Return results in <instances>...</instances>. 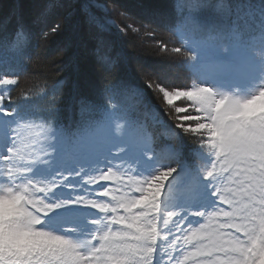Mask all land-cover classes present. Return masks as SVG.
Returning <instances> with one entry per match:
<instances>
[{
  "label": "snow or ice",
  "instance_id": "6c2138e0",
  "mask_svg": "<svg viewBox=\"0 0 264 264\" xmlns=\"http://www.w3.org/2000/svg\"><path fill=\"white\" fill-rule=\"evenodd\" d=\"M63 27L56 23L51 32L59 33ZM21 34L27 39H19ZM16 35V39H0V53L6 52L19 59L26 55L31 43V33L22 20ZM102 47L99 45L96 49V61L106 71H114L117 62L103 52ZM172 51L180 53L182 50L177 47ZM187 58L195 59L191 55ZM209 71L212 75L222 76L227 69L216 66ZM18 76L17 68L0 55V116L15 117L12 121L0 119V183L24 182L34 188L37 199L71 202L61 209L64 213L58 218L61 222L81 223L85 217L98 220L99 224L85 227L79 233H66L87 243L86 251L80 257L81 264H95L99 255L107 251L109 245L101 241H108L109 236L101 234V227L109 228V217H113L111 236L118 241L110 245L112 248L134 251L137 241L150 237L151 247L142 264H179L173 253L181 251V240L190 244L193 237L196 243L192 247L196 252L191 255L200 257L197 264H264V227L256 228L253 224L264 211V186L257 183L254 166H238L228 158L225 149L226 139L244 144L252 135L247 125L255 126L258 122L228 124L231 117H223L219 127L228 130V137H222L217 131L216 118L210 120L205 111L207 94L215 95L213 88L193 84L190 90L180 91L175 87L168 90L159 83L148 85L155 86L169 106L181 98L190 102V107L174 108L179 121L176 127L202 138L200 153L204 162L199 165V175L208 182L206 187L211 188V195L215 192L212 196L229 209L207 215L209 208L215 209L217 201L201 200L198 181L177 176L175 162L181 156L179 140L173 137L169 143L157 147L144 126L131 116L128 108L118 103L127 95L142 99L140 90L131 87L127 81L114 82L104 89L110 105L104 108L86 96H76L74 102L81 114L94 111L98 116L72 130L61 124L58 112L50 114L55 118L54 125L48 117L45 118L47 126L37 125L31 121L34 113L26 109L18 111L19 105L6 104L12 91L10 86L18 84ZM261 92L264 87L257 89V93ZM205 148L207 153L203 151ZM129 172L132 175H128ZM170 177L172 183L167 185L165 192V182ZM110 184L115 186L110 187ZM177 197L183 201L180 209L185 215H181V219L187 214L201 219L207 216L208 223L201 224L192 236L174 234V229L183 234L179 221L169 226L178 215L173 210L176 206L169 201ZM82 205L84 209L96 211H84L79 207ZM102 206L111 211H105ZM194 207L197 210H193ZM145 217H155V222L150 230L141 231L133 221ZM166 218L168 223L165 224ZM214 219L218 221L215 224L212 223ZM113 225L118 227L113 228ZM93 232L97 233V239H93ZM169 236L172 239H168Z\"/></svg>",
  "mask_w": 264,
  "mask_h": 264
},
{
  "label": "rangeland",
  "instance_id": "374dc122",
  "mask_svg": "<svg viewBox=\"0 0 264 264\" xmlns=\"http://www.w3.org/2000/svg\"><path fill=\"white\" fill-rule=\"evenodd\" d=\"M5 1H9L11 6L13 0H0V11L4 9V7L6 8V6H8L6 5ZM37 1L38 0H20L19 11L22 14H26L28 4L31 8H34L33 10L39 8L40 1L43 2L44 0H40L38 2ZM50 1H54L55 4L61 3L63 7L64 5H69V9H67L68 14L72 16V19L77 18L81 20V15L79 13L77 14L76 12L77 3H75L73 0L71 2L70 0ZM84 1L90 4L96 11V13L101 16V18H107V23L115 28L118 37H120L124 43H127V40L132 42L133 46L135 47V50L137 47L140 46V39L135 37L136 33L138 34V37H140V35L143 36V39H147L149 34V39L151 38V40L152 35L155 34V39L161 40L164 44V46H162V49L160 50V53L164 54L162 55L164 59H167L168 57L180 59V63H178L182 69L184 66L182 64V60L185 61V63L187 64L188 72H184L183 70L179 69V67L178 70H174L173 72L165 66L158 64V62L156 61H149L141 58H136V55L138 53L136 51L135 53L133 52L132 55L130 54L128 59L130 60L132 66H135V68L137 67L138 69L141 68V71L147 77L150 76L151 79L154 81L152 82L153 85L159 83L162 86H165L168 90H172L173 87H175L176 90L185 91L190 90L192 85L195 84L198 86L211 87L214 90L219 91H235L239 92L242 96H246L253 90L257 89L260 86L261 82L264 81V6L259 3H256V1L254 0H230L233 9L227 8L225 12V7H223V10H221L219 7L216 10H212L207 16V18L204 20H199L200 18L198 15L197 17H195L190 13L189 16L186 15L182 17L179 27H188L187 30H185V35L187 37L186 43L187 46L190 47L191 50L196 52L197 54L198 74L196 75V77L195 66L194 64H192V59H188V56L184 55L183 51H181L180 53L173 52L172 49L175 47L172 46V43L169 40L167 41L165 38L159 37L158 34L160 33V31L157 27L151 25V30H148L149 27H145V30H139L138 32H135V30H131L133 25H143L144 21L139 19V17L134 19L133 16H129L130 18H127L122 15L120 11L116 10L118 5L117 2L114 3L113 0H110L111 4H108V0ZM143 2L144 0H138V3L135 4V6H137V9L135 8V11H137L141 16L145 14L140 10V6L144 5ZM121 3H124L123 6L125 7L131 5V2H129L128 0H123L121 1ZM10 6H8L6 9L10 8ZM48 8L49 6L47 7V9ZM40 11L41 8L40 10L38 9L36 15H38ZM237 11L253 12L254 17H244L241 13H237ZM225 14H228L226 19H224ZM47 16L50 17L49 24L46 28L49 30L55 24V21L52 20L53 17L57 16V11H54L53 13H48ZM215 16H218V18L215 20L207 21L208 18ZM72 19L69 23H67V21L65 20L66 23H64V27H67L66 31L60 32L61 37L60 35L59 37H57V51L60 55H63L67 52H75V61L77 62L76 65L81 66V76L84 78L85 76H87L88 71H90L91 69H96L97 65L99 64L97 63L95 58L89 53L88 44L91 42L90 39H92V34H89L91 33V31L86 29V26H84L83 22L80 21L76 37H73L72 33L69 34L68 31L70 30L73 24ZM48 32L50 33L51 31ZM130 32H132V35L129 34ZM51 34L54 33L51 32ZM136 40H139V43H137ZM68 44H70L71 46L68 48H64ZM170 44L172 47L170 46ZM156 45H160V43ZM74 46L77 47L75 50ZM144 48L148 49L149 51H152L153 54L156 53V50L154 51L152 44H148L147 46L144 45ZM109 52L108 54L111 56V58L114 61L117 60L118 67L115 68V71H118L117 73L122 72L126 63L125 50H121V47L116 45L115 47L109 48ZM155 55L156 54H154L153 56L154 59L158 57L157 55ZM173 65H177L176 61H174ZM216 66H220L227 69V72L222 76L210 74L209 70ZM185 73H188L189 76V80L187 82H185V79L187 78L186 76H184ZM77 80H79V78H77ZM80 81L83 80L80 79ZM139 84L145 88H148V90H150L149 94L152 97L156 98V100L158 101L157 108L153 107V113L150 114L152 109H148V105L144 106L143 104V106H139L138 103L140 99L136 102L137 98L134 95H127L122 100H119L118 103H121L123 106L128 108L131 116L135 120H137L141 125H144L148 120V123L151 124V126L149 124L147 125L153 128L157 134L160 133V130H164L163 132L166 136H160L159 138L156 137L157 147L170 142L171 137L174 134L172 125L174 126V128L184 133L187 140H192L196 142L197 144H195L191 148H188L192 149V152L189 151V160L191 161H181L180 159H178L175 162V166H177L178 168L177 176L182 177L185 180L187 178L188 180L196 179L200 186L199 192L201 200L217 201L215 209L209 208L207 210V215H211L213 211L219 212L220 209L228 211L229 209L227 205L220 203L217 197H213L211 195V188L206 187L208 185V182L203 180V178L199 175V165L200 163L204 162L201 158L200 153V144L202 142V138L194 134L184 132L181 128L176 127L179 121L176 119L177 114L175 113L174 108L177 106L190 107V102H188L185 98H181L179 100L174 101V104L169 106L164 101L163 94L160 93L155 86H144L142 82H140ZM67 95L68 94L66 92L65 96ZM40 96H42V94ZM70 96L71 95L69 94L66 97V101H63V110L61 113L60 122L64 127L75 130L77 128H74L73 125L76 123V113L71 102ZM9 102V98L6 99L5 103ZM55 102H57V100H55ZM39 105L40 99H37L35 104L33 105L34 109L30 108L31 110L28 111L34 113L39 108ZM154 105L156 104H153V106ZM55 108L56 110L59 109L58 107ZM159 114H161L162 117H165L167 115L166 117L168 118V120H170V122H166L168 120H166L165 122L170 125L168 126V128L172 130L171 135H168L167 131L164 129L166 128V125L163 119L159 117ZM0 119H3L5 121H12L15 119V117L0 116ZM31 121L37 125L45 124V118L39 116L36 117L35 114L31 117ZM65 121L71 122L70 126L64 124ZM50 122L53 123V125L55 124V120L50 119ZM83 125L84 123L78 122V128L82 127ZM45 126L47 125L45 124ZM155 127L159 129H156ZM183 147L184 146L181 145V153L182 151H184ZM203 151L207 153L208 150L205 148ZM128 175H132V173L129 172ZM126 178L127 177H125V179ZM165 183L166 188L164 191L167 192V185L172 183V178L170 177ZM224 183L227 184L228 182L225 180ZM114 186V184H110V187ZM169 203L176 206V208L173 210L178 213V215L175 216L172 221H170L169 226H171L175 221H179L180 225L183 227L184 230L182 234L179 230L174 229V234L176 236H182L184 234L192 236L193 231L199 229L201 224L208 223L207 216L206 218L201 219L199 217L192 216L191 214H187L185 216V219H181V215H185L184 212L180 209L183 206V201L181 198L177 197L175 199H172L169 201ZM79 207L81 209H84V206ZM193 210H197L196 207H194ZM84 211L96 210L84 209ZM97 215L103 214L97 213ZM197 220H199V223H195V221ZM188 221H193L194 223H188ZM217 222L218 221L215 219L212 221L213 224ZM117 227L118 226L113 225V228ZM168 239H172V236H169ZM158 243H161V241H158ZM195 243V237H193L192 243L190 244H184L183 240L179 242L181 251L173 253V256L175 258H178L179 264H197V261L200 259V257L198 255H191V253L196 252V249L192 247V244ZM186 256L188 257L187 259H185ZM157 259H159V256L157 257ZM167 259V256H165L164 260L167 261Z\"/></svg>",
  "mask_w": 264,
  "mask_h": 264
},
{
  "label": "trees",
  "instance_id": "16d2710c",
  "mask_svg": "<svg viewBox=\"0 0 264 264\" xmlns=\"http://www.w3.org/2000/svg\"><path fill=\"white\" fill-rule=\"evenodd\" d=\"M71 1L72 0H70V2ZM73 1L77 3L76 12L77 14L79 13L81 15V20L77 18L72 19V16L68 14L67 10L69 9V5H65L63 7L61 3L55 4L54 1H40V7L35 10H33L34 8H31L28 4L26 14H22L19 11L20 0H13L11 6L9 1H5L6 5L10 6V8L6 9L8 7L6 6V8L4 7V9L0 11V39H4L6 37L16 39L18 23L21 20L25 28L31 33V43L27 48L26 55L23 58L15 59L6 52L0 53V55H2L6 61L12 63L19 71V76L16 77L18 79V84L10 86L12 91L9 95V103L12 106L19 105L18 111H23L24 109L31 110L30 108L34 109L33 105L35 104L36 100L40 99L39 108L35 111L36 113L34 112V114L39 117H48L49 119L55 120V118L51 117L50 114L53 112H58L59 120H61L63 101H66V97L70 94V99L76 113V123L73 125V127L78 128V122L85 124L87 121L96 119L98 113L93 111L81 114L78 105L74 102L75 97L78 95L86 96L96 105L104 108V106H109L107 103V98L104 94V89L114 82L123 80L127 81L131 87L142 92V99H140L138 103L139 106H143V104L144 106L148 105V109H152L150 114L153 113V107L157 108L158 101L149 94L150 90H148V88L141 86L139 83L142 82L144 86H148L154 81L149 79V77H147L141 71V68L138 69L137 67L135 68V66H132L130 60L128 59L129 55H132V53H135L136 51L138 52L136 58L156 61L158 64L165 66L173 72L174 70H178V67L184 72H188L185 61L182 60V64L184 65L182 69L179 65L180 59L170 57L164 59V57H162L164 54L160 53V50L164 44L161 40L155 39V34L152 35L151 40V38L149 39V34L147 39H143V36L140 35V37H138V34L136 33L135 37L140 39V41H136L137 43L140 42V46L135 50L132 42L127 40V43H124L123 40L118 37L115 28L107 23V18H101V16L96 13L90 4L86 3L84 0ZM121 1L123 0H113L114 3L117 2L118 4L116 10L120 11L121 14L127 18H130L129 16H133L134 19L139 17V19L144 21L143 25L132 24L133 27L131 26V30L138 32L139 30H145V27H149L148 30H151V25H154V27H157L160 31L158 34L159 37L165 38L167 41L169 40L172 43V46L175 48H181L184 55L186 56L193 55L190 52L191 50L189 51L184 47L185 45L183 40L179 35L181 30L179 24L182 20V17L186 16L187 13H190L195 17L198 15L200 18L199 20H204L212 10H216L219 7L221 10H223V7H225V12L227 8L233 9L230 0H144V5L140 6V10L145 14L141 16L137 11H135V8L137 9L135 4L138 3V0H128L131 2V5L126 7L123 6L124 3H121ZM254 1L264 6V0ZM108 4H111L110 0H108ZM49 5H52V7L47 9ZM40 8L41 11L38 13V15H36L38 9L40 10ZM54 11H57V16L53 17L52 20L55 21V24L61 23L64 25L66 21L69 23L72 19L73 24L68 32L69 34L72 33L73 37H76V33H78L80 21L83 22L84 26H86V29L91 31L89 34H92V39H90L91 42L88 44V49L89 53L94 58L96 49L99 45L103 46L101 50L107 54L109 52V48L115 47L116 45L120 46L121 50H125L126 63L124 70L120 73H117L118 71L115 70L109 72L106 71L101 65L100 66L102 68L97 65L96 69H91L88 71L87 76L83 78L81 76V66L76 65L77 62L75 61V52L73 53L72 51L60 55L57 51L58 45L56 41L59 35L61 37L60 32L51 34V32H48L51 31V29H46L50 20V17L47 16V14L53 13ZM237 13H241L244 17H254L253 12L250 11H237ZM227 16L228 14H225L224 19H226ZM90 18L94 19L90 20ZM217 18L218 16L211 17L208 18L207 21L215 20ZM66 28L67 27H63L61 32L66 31ZM129 34L132 35V32ZM19 39L23 41L26 40L27 37L21 34ZM158 43H160V45H156ZM148 44H152L154 51L156 50V53H154L158 56L157 58L155 57L156 59H154V54L152 51L144 48V45L147 46ZM76 48L77 47L74 46V50ZM174 61L177 63L176 66L173 65ZM192 64H194L193 59ZM184 76L187 77L185 79V82H187L189 80L188 73H185ZM77 78H79V80H77ZM80 79L83 81H80ZM58 81H64V83L58 85ZM57 89H59V91H57ZM66 92L68 94L67 96H65ZM41 94L42 96H40ZM55 100H57V102H55ZM138 100L139 99H137L136 102ZM153 104L156 105L153 106ZM55 107H58L59 109L56 110ZM166 116L162 117V115L159 114V117H162L161 119H163L164 122L168 120ZM147 122L149 121L147 120L145 124H147ZM166 122H170V120ZM64 124L70 126L71 122L65 121ZM165 125L166 128L164 129L169 135V133H172V130L168 128L170 125L167 123H165ZM155 128L159 129L157 127ZM172 129L174 130V134L172 135L171 139L175 137L176 140H179L180 145L184 146V151H182L181 156L183 155L185 161H191L189 160V151L192 152V149L188 148L193 147L197 143L192 140H187L185 134L174 128L173 125ZM160 136L166 135L163 132V134H160Z\"/></svg>",
  "mask_w": 264,
  "mask_h": 264
},
{
  "label": "clouds",
  "instance_id": "9594fccd",
  "mask_svg": "<svg viewBox=\"0 0 264 264\" xmlns=\"http://www.w3.org/2000/svg\"><path fill=\"white\" fill-rule=\"evenodd\" d=\"M261 87H264V81L258 88ZM257 89L246 96L235 91L214 90L215 95L207 94L205 111L210 120L212 117L216 118L217 131L225 138L228 137V130L219 127L223 117H231L228 124H247L250 120L258 122L255 126L247 125L252 135L244 144L226 139L225 149L228 158L238 166H254L257 183L264 186V92L257 93ZM212 195L215 196L216 193L213 192ZM69 203L71 202L37 199L34 188L24 182L0 183V264H81L80 257L86 251L87 243L66 233H79L85 227L100 222L87 217L81 223L59 221L58 218L64 215L61 209ZM102 207L105 211H111L106 206ZM108 219L109 228L101 227V234H107L109 240L101 242L109 247L99 255L95 264H142L147 256V249L151 247L150 237L137 241L138 246L134 251L112 248L110 245L118 241L111 236L113 217ZM133 222L141 231L150 230L155 217H145ZM253 224L256 228L264 227V211L258 214ZM97 238V233L93 232V239Z\"/></svg>",
  "mask_w": 264,
  "mask_h": 264
},
{
  "label": "bare ground",
  "instance_id": "6f19581e",
  "mask_svg": "<svg viewBox=\"0 0 264 264\" xmlns=\"http://www.w3.org/2000/svg\"><path fill=\"white\" fill-rule=\"evenodd\" d=\"M65 6V5H64ZM44 18V17H43ZM39 27H40V25H39ZM42 28V27H41ZM171 53H173V52H171ZM173 55V54H172ZM174 63V62H173ZM127 70V69H126ZM164 117V116H163ZM162 118V117H161ZM166 123V122H165ZM184 148V147H183ZM187 151V150H186Z\"/></svg>",
  "mask_w": 264,
  "mask_h": 264
}]
</instances>
